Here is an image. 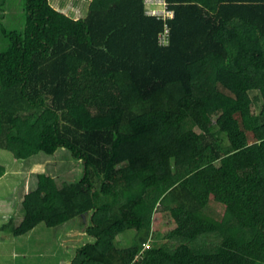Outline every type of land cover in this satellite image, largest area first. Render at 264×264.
I'll list each match as a JSON object with an SVG mask.
<instances>
[{
	"label": "trees",
	"instance_id": "trees-1",
	"mask_svg": "<svg viewBox=\"0 0 264 264\" xmlns=\"http://www.w3.org/2000/svg\"><path fill=\"white\" fill-rule=\"evenodd\" d=\"M89 1L74 18L24 0L22 28H0V149L65 148L84 166L62 188L37 173L2 228L89 213L69 264H264V0H164L167 19L145 0ZM163 213L173 227L149 243Z\"/></svg>",
	"mask_w": 264,
	"mask_h": 264
},
{
	"label": "rangeland",
	"instance_id": "rangeland-1",
	"mask_svg": "<svg viewBox=\"0 0 264 264\" xmlns=\"http://www.w3.org/2000/svg\"><path fill=\"white\" fill-rule=\"evenodd\" d=\"M59 11L79 18L86 14L89 0H49ZM24 0H0V28L21 29L24 25ZM0 30V50L5 47ZM252 110L259 112L262 105L258 91L251 90ZM225 143L226 137L220 136ZM0 264H69L76 249L90 239L85 233L89 225V213H84L56 227L38 224L33 230L20 236L4 230L2 225L19 224L24 217V195L34 189L36 174L44 172L54 178L58 188L77 182L83 176V164L72 157L69 150L60 148L54 155L40 153L26 160H15L8 151L0 149ZM167 213L155 215L149 243L165 241L163 236L173 226ZM156 232L159 237L154 239ZM136 230H129L117 236L120 246H130L135 241ZM154 240V241H153ZM148 244H145L147 247Z\"/></svg>",
	"mask_w": 264,
	"mask_h": 264
},
{
	"label": "built area",
	"instance_id": "built-area-1",
	"mask_svg": "<svg viewBox=\"0 0 264 264\" xmlns=\"http://www.w3.org/2000/svg\"><path fill=\"white\" fill-rule=\"evenodd\" d=\"M146 4L153 6V7H149L147 9V14L150 15H156L160 18H171L173 17L174 13L171 9H169V7L167 6V3L164 0H145ZM167 31L168 28L167 26L164 29V32H162L159 35V42L160 44H165L167 41Z\"/></svg>",
	"mask_w": 264,
	"mask_h": 264
}]
</instances>
